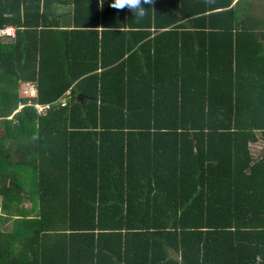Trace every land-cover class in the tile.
<instances>
[{
  "label": "trees",
  "instance_id": "trees-1",
  "mask_svg": "<svg viewBox=\"0 0 264 264\" xmlns=\"http://www.w3.org/2000/svg\"><path fill=\"white\" fill-rule=\"evenodd\" d=\"M111 4L0 0V264H264V0Z\"/></svg>",
  "mask_w": 264,
  "mask_h": 264
},
{
  "label": "clouds",
  "instance_id": "clouds-1",
  "mask_svg": "<svg viewBox=\"0 0 264 264\" xmlns=\"http://www.w3.org/2000/svg\"><path fill=\"white\" fill-rule=\"evenodd\" d=\"M153 0H112L111 6L116 9L129 8L136 18H143L146 15L145 5H151Z\"/></svg>",
  "mask_w": 264,
  "mask_h": 264
},
{
  "label": "rangeland",
  "instance_id": "rangeland-1",
  "mask_svg": "<svg viewBox=\"0 0 264 264\" xmlns=\"http://www.w3.org/2000/svg\"><path fill=\"white\" fill-rule=\"evenodd\" d=\"M5 33H10V31L6 30ZM4 40H7V39H4ZM20 92L24 96H31L33 90L28 85L23 84L20 88ZM251 149H252L253 154H257V152L260 150V144L251 145ZM25 205L28 206L29 204L26 203Z\"/></svg>",
  "mask_w": 264,
  "mask_h": 264
},
{
  "label": "built area",
  "instance_id": "built-area-1",
  "mask_svg": "<svg viewBox=\"0 0 264 264\" xmlns=\"http://www.w3.org/2000/svg\"><path fill=\"white\" fill-rule=\"evenodd\" d=\"M6 30H8V29L0 30V36H1V35H10V36H13V33H12V32H10V33H5ZM28 86H29V85H28ZM29 87L33 90V87H32V86H29Z\"/></svg>",
  "mask_w": 264,
  "mask_h": 264
},
{
  "label": "crops",
  "instance_id": "crops-1",
  "mask_svg": "<svg viewBox=\"0 0 264 264\" xmlns=\"http://www.w3.org/2000/svg\"><path fill=\"white\" fill-rule=\"evenodd\" d=\"M7 29H8L10 32H12V33L14 32V31H13V29H12V28H10V27H9V28H7ZM6 39H7V37H6ZM34 94H35V91H34V89H33V92H32V95H31V96H34Z\"/></svg>",
  "mask_w": 264,
  "mask_h": 264
}]
</instances>
